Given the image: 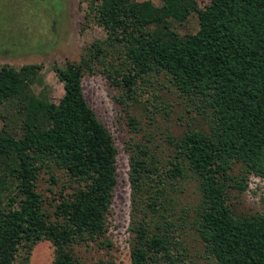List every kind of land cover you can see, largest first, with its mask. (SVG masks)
I'll return each mask as SVG.
<instances>
[{
    "label": "trees",
    "instance_id": "trees-1",
    "mask_svg": "<svg viewBox=\"0 0 264 264\" xmlns=\"http://www.w3.org/2000/svg\"><path fill=\"white\" fill-rule=\"evenodd\" d=\"M160 2L91 0L85 16L105 35L79 61L53 64L63 86L56 101L42 64L0 63V264L44 239L51 264H81L76 244H111L118 149L82 87L96 69L120 89L135 133L131 107L173 110L163 90L200 121L167 132L162 150L152 135L128 144L131 264H264V211L237 213L228 201L250 174L264 176V0ZM193 14L197 30L180 32ZM192 185L196 202L186 198Z\"/></svg>",
    "mask_w": 264,
    "mask_h": 264
},
{
    "label": "rangeland",
    "instance_id": "rangeland-1",
    "mask_svg": "<svg viewBox=\"0 0 264 264\" xmlns=\"http://www.w3.org/2000/svg\"><path fill=\"white\" fill-rule=\"evenodd\" d=\"M90 1L0 0V63L15 67L25 63L42 64L41 73L48 96L52 100H58L63 93V86L52 69L53 64H63L68 60L79 61L85 46L93 39L105 35V32L93 22L92 17L85 16ZM151 1L156 5L161 3L160 0ZM208 2L209 0H197L200 8H204ZM197 28L196 14L191 15L187 22L178 25V30L182 33H193ZM82 87L89 105L114 138L118 149V181L107 214L105 236L111 244L101 246L94 241L76 244L74 254L81 264H97L100 260L114 264H131L129 246L131 234L128 229L130 211L128 144L140 137L152 135L155 144H159L158 149L162 150L166 147L164 138L167 132L179 135L187 123L197 126L200 121L192 120L186 113L184 99L178 97L176 93L163 90L164 97L171 103L173 110L169 115L159 112L146 115L140 104L131 107L130 113L140 119L141 130L135 133L128 123L126 109L116 99L121 93L120 89L112 85L102 72L98 69L93 73L85 72ZM144 88L149 92L143 99L154 92L152 86ZM36 89L38 90L39 86L37 88L35 86ZM2 124L0 119V127ZM160 153L163 154L164 151ZM246 183L244 191L229 189L228 201L232 208L237 213L264 211V176L250 174ZM46 186V182H40L39 189L43 190ZM194 188V185L190 187L186 197L191 202L197 200ZM198 252L201 253V250ZM52 258L53 245L44 239L33 246L29 255L20 249L15 264H51Z\"/></svg>",
    "mask_w": 264,
    "mask_h": 264
}]
</instances>
